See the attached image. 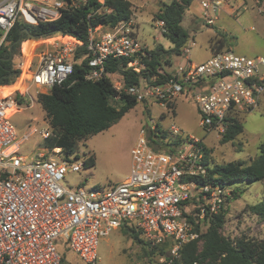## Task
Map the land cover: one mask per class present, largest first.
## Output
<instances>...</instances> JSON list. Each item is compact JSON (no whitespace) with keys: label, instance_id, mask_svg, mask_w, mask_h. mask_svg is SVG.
Segmentation results:
<instances>
[{"label":"built area","instance_id":"obj_1","mask_svg":"<svg viewBox=\"0 0 264 264\" xmlns=\"http://www.w3.org/2000/svg\"><path fill=\"white\" fill-rule=\"evenodd\" d=\"M95 1L99 8L92 15L100 14L108 0ZM229 1H199L201 17L208 26L214 25ZM88 2L0 0V45L17 19L32 26L53 22L64 11ZM123 25L89 28L80 59L76 55L82 43L68 36L53 37L43 51L32 48L29 77L22 85L28 82L36 95L47 94L53 87H61L82 60H86L83 78L93 83L109 76L106 66L110 60L127 61L128 69L139 72L143 69L140 58L147 57L148 51L137 37L123 30ZM157 27L167 32L163 21L158 20ZM64 37L74 41L58 40ZM193 45L190 40L183 49L185 62L174 78L156 85L141 81L128 87L115 82L113 88L137 102L164 105L190 93L199 126L215 131L219 138L230 119H240L264 101V57L222 50L204 62L193 63L189 57ZM34 58L35 70L31 72ZM13 92L0 94V264H69L58 253V244L67 246L83 263L97 264L100 239L121 227L136 231L150 247L170 241L166 255L158 261L171 264L180 257L183 246L199 242L208 219L232 200L231 185L208 180L210 158L202 141L184 136L174 125L164 131L168 151L149 145V136L159 135L156 124L139 130L130 151L129 174L121 183L107 189L82 185L67 189L61 183L65 174L84 169L89 157L79 161V154L65 156L60 148L39 149L30 158L18 156V146L29 135L17 139L8 110L29 109L34 101L28 88ZM119 100V96L112 98ZM40 135L47 139L51 132L41 131Z\"/></svg>","mask_w":264,"mask_h":264},{"label":"rangeland","instance_id":"obj_2","mask_svg":"<svg viewBox=\"0 0 264 264\" xmlns=\"http://www.w3.org/2000/svg\"><path fill=\"white\" fill-rule=\"evenodd\" d=\"M127 1L130 3L132 15L129 23L123 25V30L135 35L148 52L154 51L161 67L168 74L178 72L179 67L184 64L183 49L190 40L194 42L189 52L190 61L193 63L210 57L211 40L218 44L216 51L230 50L244 57H264V0H231L229 6L233 13L231 15L219 13L213 26H208L201 17L200 0H191L190 5L184 10L180 24L188 37L178 55L173 52L174 45L169 38L157 27L156 14L164 5L179 0ZM51 42L52 38H49L29 40L20 45L19 54L14 57L15 68L20 70V74L4 92L7 95L11 93L14 95L13 91L25 92L28 88L34 101L31 108L14 109L9 114V121L16 131L17 139L21 140L29 135L18 146L17 155L21 157L30 158L38 153L39 149H50L47 140L40 135L41 131L51 130L38 103L36 89L29 87L28 82L22 85V81L29 77L27 68L32 48L37 47V52H40L48 48ZM32 62L31 72L35 70V58ZM110 80L113 85L115 82L122 84L119 74L112 75ZM25 100L28 104V97H25ZM26 103L21 104V107ZM110 104L115 108L120 106L119 101L110 100ZM170 104L171 108L154 101L138 102L109 129L80 142L76 150L79 161L93 156L94 166L79 172L66 173L61 182L63 187L74 189L82 185L87 189L93 187L107 189L121 183L129 174L130 151L135 145L139 130L152 124H157L162 131L174 125L184 136L199 138L208 151L211 167L230 162L248 165L259 156V149L264 145V101H261L256 110L241 115L242 133L226 143L221 142V136L217 138L215 131L207 132L199 126V114L190 93L180 96ZM33 130L35 132L31 133ZM231 187L236 191L238 198L228 204L224 224L217 234L224 240L232 242L240 239L255 243L264 241V220L249 209L262 201V182L244 181L231 184ZM138 238L140 239L139 234ZM203 242L204 239L201 238L197 243L199 251L203 249ZM57 250L65 262L85 264L64 244H58ZM97 257V264H159L156 254L149 253L148 247L139 244L128 234H123L121 230L113 231L100 239Z\"/></svg>","mask_w":264,"mask_h":264},{"label":"trees","instance_id":"obj_3","mask_svg":"<svg viewBox=\"0 0 264 264\" xmlns=\"http://www.w3.org/2000/svg\"><path fill=\"white\" fill-rule=\"evenodd\" d=\"M63 1L69 3L71 0ZM190 1H171L170 4L160 8L156 14L157 20L164 22L167 32L163 34L174 45L173 52L177 55L180 54L188 37L180 24L184 10L190 5ZM98 8L99 5L95 0H89L83 7L64 11L56 21L39 23L35 26L17 19L0 45V87L11 86L19 76L20 70L15 68L13 59L19 54L20 45L23 42L56 36L72 37L82 43L76 55V59H80L85 53L84 46L88 41L89 28L113 27L120 22L127 24L132 15L131 6L127 0H108L100 14L92 15ZM217 46L214 40L209 42L212 54L219 52L216 51ZM147 55L140 58L139 63L143 69L139 72L128 69L127 61L110 60L106 66L109 76L94 83L83 78L86 60H82L74 65L72 75L61 87L55 86L47 94H39L38 103L51 128V135L46 139L49 148H60L65 156L76 153L80 142L109 129L138 103L125 94H119L113 88L110 80L112 75H120L123 87L139 85L141 81H145L148 85H156L174 78L160 71L161 65L154 51L147 52ZM117 96L120 97L119 108L110 104V100ZM167 107L171 108V104L168 103ZM229 121L230 124L222 135V143L232 141L243 131L240 119L235 118ZM156 129L159 136H149V145L157 146L156 148L160 151H168L166 133L160 130L157 124ZM259 150V156L248 165L242 162H230L221 166H210L208 180L227 185L244 181L262 182V201L249 209L254 215L264 220V145ZM206 153L208 154L207 150ZM94 163V157L90 156L85 163V168L93 167ZM232 195V200L238 198L234 189ZM227 208L226 206L219 214L206 222V230L201 235L204 239L203 249L199 251L198 242H191L183 246L180 257L171 264H264V241L255 243L240 239L232 242L224 240L217 234L224 224ZM119 230L123 234H128L139 244L148 247L149 253L157 255V260L165 256L167 249L171 246L170 241H165L150 247L138 238V233L133 229L121 227Z\"/></svg>","mask_w":264,"mask_h":264},{"label":"crops","instance_id":"obj_4","mask_svg":"<svg viewBox=\"0 0 264 264\" xmlns=\"http://www.w3.org/2000/svg\"><path fill=\"white\" fill-rule=\"evenodd\" d=\"M231 2V0L229 1V3ZM231 6H224L223 8H222V12L223 13H225V14H227V15H231L233 12H231ZM135 36V35H134ZM136 37V36H135ZM27 41H29V40H27ZM32 41V40H31ZM212 54V53H211ZM211 56V55H210ZM209 58V57H208ZM208 58H206V59H199V60H197V62H194V63H201V62H204V61H206ZM160 71H163V72H165L164 71V69L161 67V70ZM166 73V72H165ZM168 74V73H167ZM176 74V72L175 73H173V74H170V75H172V76H174Z\"/></svg>","mask_w":264,"mask_h":264},{"label":"bare ground","instance_id":"obj_5","mask_svg":"<svg viewBox=\"0 0 264 264\" xmlns=\"http://www.w3.org/2000/svg\"><path fill=\"white\" fill-rule=\"evenodd\" d=\"M65 41H72V40H69L66 37L61 39V42H65ZM7 90H8V87H0V94L3 95V96H7V94H4V92L7 91ZM14 109H18V108H14V107L10 108L8 110V114H10Z\"/></svg>","mask_w":264,"mask_h":264},{"label":"water","instance_id":"obj_6","mask_svg":"<svg viewBox=\"0 0 264 264\" xmlns=\"http://www.w3.org/2000/svg\"><path fill=\"white\" fill-rule=\"evenodd\" d=\"M18 61V60H17ZM13 63L15 64L16 63V60L13 59Z\"/></svg>","mask_w":264,"mask_h":264}]
</instances>
